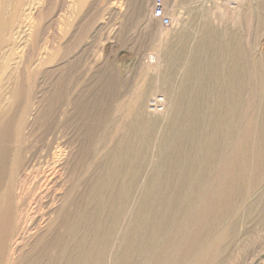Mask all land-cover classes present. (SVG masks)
I'll return each mask as SVG.
<instances>
[{
	"label": "rangeland",
	"instance_id": "obj_1",
	"mask_svg": "<svg viewBox=\"0 0 264 264\" xmlns=\"http://www.w3.org/2000/svg\"><path fill=\"white\" fill-rule=\"evenodd\" d=\"M165 5L0 0V264H264V0Z\"/></svg>",
	"mask_w": 264,
	"mask_h": 264
},
{
	"label": "built area",
	"instance_id": "obj_2",
	"mask_svg": "<svg viewBox=\"0 0 264 264\" xmlns=\"http://www.w3.org/2000/svg\"><path fill=\"white\" fill-rule=\"evenodd\" d=\"M153 17L164 26L172 25V17L167 14L165 0H154Z\"/></svg>",
	"mask_w": 264,
	"mask_h": 264
},
{
	"label": "bare ground",
	"instance_id": "obj_3",
	"mask_svg": "<svg viewBox=\"0 0 264 264\" xmlns=\"http://www.w3.org/2000/svg\"><path fill=\"white\" fill-rule=\"evenodd\" d=\"M226 1L231 2L232 0H226ZM156 103H157V101H156Z\"/></svg>",
	"mask_w": 264,
	"mask_h": 264
}]
</instances>
